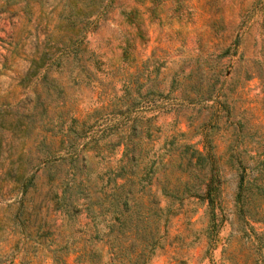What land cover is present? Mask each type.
Listing matches in <instances>:
<instances>
[{"label":"rangeland","instance_id":"obj_1","mask_svg":"<svg viewBox=\"0 0 264 264\" xmlns=\"http://www.w3.org/2000/svg\"><path fill=\"white\" fill-rule=\"evenodd\" d=\"M145 238L264 264V0H0V264Z\"/></svg>","mask_w":264,"mask_h":264},{"label":"trees","instance_id":"obj_2","mask_svg":"<svg viewBox=\"0 0 264 264\" xmlns=\"http://www.w3.org/2000/svg\"><path fill=\"white\" fill-rule=\"evenodd\" d=\"M204 199L206 200V202H208V204H211L212 203V193H210V189L207 188V185H206V189L204 191ZM122 211L119 212V214L117 215L120 216ZM116 219L119 221V218ZM115 217L113 218V220L115 221L116 220ZM120 222V221H119ZM113 223L110 224V227L112 228V225ZM120 228V227H119ZM120 232V231H119ZM152 244H153V241H148L146 238H145V242L142 243L143 245V249H140L139 252H137L136 254L132 255L131 257H129L128 261H127V264H143L144 261H145V253L143 252L144 249L147 250V252H150V249L152 248ZM129 256V255H128ZM127 256V257H128ZM116 257L115 254L113 255L112 254V258Z\"/></svg>","mask_w":264,"mask_h":264}]
</instances>
